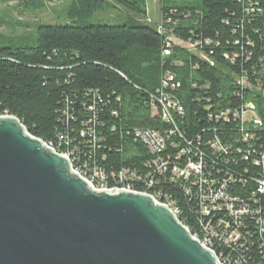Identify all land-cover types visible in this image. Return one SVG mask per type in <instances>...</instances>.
<instances>
[{"label":"trees","instance_id":"16d2710c","mask_svg":"<svg viewBox=\"0 0 264 264\" xmlns=\"http://www.w3.org/2000/svg\"><path fill=\"white\" fill-rule=\"evenodd\" d=\"M6 1L12 0H0ZM15 1L41 11L54 0ZM108 1L126 12L121 23L86 22ZM159 11L156 24L148 21L147 0H70L64 24L35 22L29 33H0V116L16 117L30 135L71 153L74 165L89 160L106 172H142L152 156L133 131L170 128L151 105L169 73L178 84L169 92L183 109L174 118L178 130L202 142L214 134L228 146L226 154L211 155L195 143L208 164L213 156L218 167L233 172L229 192L243 198L255 187L261 167L253 161L264 150V0H160ZM0 23L12 30L28 26ZM247 101L254 111L244 124L246 140L234 119L208 117ZM252 117L261 124L254 127ZM159 188L195 230L192 198L171 184ZM248 228L254 239L256 229Z\"/></svg>","mask_w":264,"mask_h":264},{"label":"water","instance_id":"95a60500","mask_svg":"<svg viewBox=\"0 0 264 264\" xmlns=\"http://www.w3.org/2000/svg\"><path fill=\"white\" fill-rule=\"evenodd\" d=\"M0 264H218L147 194L100 191L0 116Z\"/></svg>","mask_w":264,"mask_h":264},{"label":"built area","instance_id":"2783aa9c","mask_svg":"<svg viewBox=\"0 0 264 264\" xmlns=\"http://www.w3.org/2000/svg\"><path fill=\"white\" fill-rule=\"evenodd\" d=\"M249 10L253 9L246 11ZM164 54L167 55L168 52L165 51ZM240 82L243 84L244 80L241 79ZM177 86L172 75L166 73L160 88L151 97L155 113L170 128L164 133L145 128L133 131L134 140L142 143L152 156L144 164L145 169L142 172L131 168L106 172L89 160H82L81 166H77L74 165L71 153L60 152L42 141L47 148L66 157L70 172L83 179L93 191L147 194L158 205L167 207L186 228L191 238L212 253L218 264H264V211L259 204V195L264 194V150L253 161L254 165L261 167V172L254 179V189L243 198L232 195L229 188L235 181L233 172L218 167L211 158L213 156L209 157L212 164H208V156L195 143H202L205 148L211 149V155L226 154L228 146L214 134L202 142L200 137L189 139L178 130L174 118L180 117L183 109L169 92ZM253 111L254 105L247 101L237 109L220 110L208 117L234 119L246 140L247 133H244L243 128ZM251 124L254 127L259 126L260 119L252 117ZM243 157L246 159V155ZM166 183L182 189L194 201L192 212L195 217V230H190L178 218L177 205L159 188ZM136 185L142 188L138 189ZM248 225L256 229L257 235L254 239ZM254 255L262 259L257 260Z\"/></svg>","mask_w":264,"mask_h":264},{"label":"rangeland","instance_id":"374dc122","mask_svg":"<svg viewBox=\"0 0 264 264\" xmlns=\"http://www.w3.org/2000/svg\"><path fill=\"white\" fill-rule=\"evenodd\" d=\"M147 3L148 21L160 24V0H147ZM44 4L45 8L43 10L31 11L18 6L15 0L0 2V19L4 18V21L17 20L28 25L24 28L16 27L15 30H12L5 23H0V33L4 35L29 33L32 31L35 22L42 24H64L67 22L65 10L70 4V0H54ZM125 15L126 12L122 7L108 1L102 10H98L88 16L86 22L92 24H118L122 22Z\"/></svg>","mask_w":264,"mask_h":264}]
</instances>
